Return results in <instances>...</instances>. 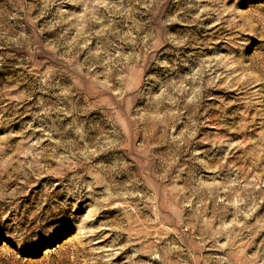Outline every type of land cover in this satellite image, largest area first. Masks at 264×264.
<instances>
[{
	"label": "rangeland",
	"instance_id": "374dc122",
	"mask_svg": "<svg viewBox=\"0 0 264 264\" xmlns=\"http://www.w3.org/2000/svg\"><path fill=\"white\" fill-rule=\"evenodd\" d=\"M0 264H264V0H0Z\"/></svg>",
	"mask_w": 264,
	"mask_h": 264
}]
</instances>
